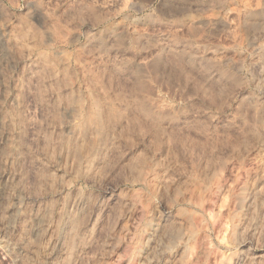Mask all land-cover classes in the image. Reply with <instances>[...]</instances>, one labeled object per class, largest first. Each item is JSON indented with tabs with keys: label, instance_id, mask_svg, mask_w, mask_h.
<instances>
[{
	"label": "rangeland",
	"instance_id": "1",
	"mask_svg": "<svg viewBox=\"0 0 264 264\" xmlns=\"http://www.w3.org/2000/svg\"><path fill=\"white\" fill-rule=\"evenodd\" d=\"M0 264H264V0H0Z\"/></svg>",
	"mask_w": 264,
	"mask_h": 264
},
{
	"label": "bare ground",
	"instance_id": "2",
	"mask_svg": "<svg viewBox=\"0 0 264 264\" xmlns=\"http://www.w3.org/2000/svg\"><path fill=\"white\" fill-rule=\"evenodd\" d=\"M92 114V113H91ZM88 116H90V115H88ZM91 121V120H90Z\"/></svg>",
	"mask_w": 264,
	"mask_h": 264
}]
</instances>
